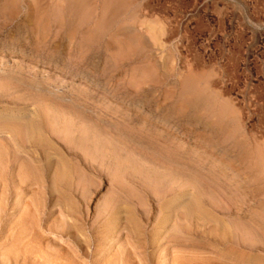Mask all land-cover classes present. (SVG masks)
Wrapping results in <instances>:
<instances>
[{
    "label": "rangeland",
    "instance_id": "rangeland-1",
    "mask_svg": "<svg viewBox=\"0 0 264 264\" xmlns=\"http://www.w3.org/2000/svg\"><path fill=\"white\" fill-rule=\"evenodd\" d=\"M183 1L0 0V264H264V0Z\"/></svg>",
    "mask_w": 264,
    "mask_h": 264
},
{
    "label": "bare ground",
    "instance_id": "bare-ground-1",
    "mask_svg": "<svg viewBox=\"0 0 264 264\" xmlns=\"http://www.w3.org/2000/svg\"><path fill=\"white\" fill-rule=\"evenodd\" d=\"M95 1V0H94ZM113 1V0H112ZM166 1V0H165ZM185 1V0H184ZM183 1V2H184ZM72 2V1H71ZM102 2V1H101ZM130 2V1H129ZM93 3V2H92ZM166 3V2H165ZM137 4V3H136ZM73 5V4H72ZM71 5V6H72ZM89 5V4H88ZM87 5V6H88ZM95 6V5H94ZM123 6V5H122ZM175 6V5H174ZM86 7V6H85ZM154 7V6H153ZM216 7V6H215ZM118 8V7H117ZM136 8V7H135ZM160 8V7H159ZM171 8V7H170ZM218 9V8H217ZM228 9V8H227ZM120 10V9H119ZM162 10V9H161ZM171 10V9H170ZM234 10V9H233ZM127 11V10H126ZM168 11V10H167ZM153 12H155V11H153ZM173 12V11H172ZM83 13V12H82ZM126 13V12H125ZM80 14V13H79ZM95 14V13H94ZM153 14V13H152ZM249 14V13H248ZM96 15V14H95ZM170 17V16H169ZM205 19V18H204ZM122 20V19H121ZM156 20V19H155ZM158 21H159V19H157ZM194 21V20H193ZM229 21V20H228ZM101 23V22H100ZM179 23V22H178ZM228 23V22H227ZM168 25V24H167ZM171 25V24H170ZM206 25V24H205ZM165 26V25H164ZM198 26V25H197ZM209 26V25H208ZM234 26V25H233ZM108 27V26H107ZM159 27V26H158ZM163 27V26H162ZM241 29V28H240ZM255 29V28H254ZM117 31V30H116ZM171 31V30H170ZM221 31V30H220ZM237 31V30H236ZM125 33V32H124ZM170 35V34H169ZM130 37V36H129ZM189 37H190V35H189ZM195 38V37H194ZM179 40V39H178ZM135 43V42H134ZM233 44V43H232ZM144 45V44H143ZM234 46V45H233ZM143 47V46H142ZM133 50V49H132ZM134 51V50H133ZM222 52V51H221ZM254 52V51H253ZM128 53V52H127ZM200 53V52H199ZM135 54V53H134ZM197 54V53H196ZM205 59V58H204ZM241 60V59H240ZM245 61V60H244ZM237 62V61H236ZM226 63V62H225ZM228 64V63H227ZM225 65V64H224ZM194 67V66H193ZM229 68V67H228ZM193 69V68H192ZM195 69H197V68H195ZM231 70H233V69H231ZM184 71V70H183ZM226 71V70H225ZM228 71H230V69L228 70ZM238 71V70H237ZM187 72V71H186ZM185 72V73H186ZM234 73V72H233ZM185 76H187V75H185ZM230 76H231V74H230ZM203 77V76H202ZM234 77H236V76H234ZM203 79V78H202ZM200 81V80H199ZM256 89H257V87H256ZM209 91V90H208ZM242 91H244V90H242ZM221 92V91H220ZM238 98V97H237ZM244 99V98H243ZM254 100V99H253ZM209 102V101H208ZM238 102V101H237ZM262 102V101H261ZM211 103V102H210ZM217 104H219V103H217ZM183 105V104H182ZM258 105V104H257ZM204 106V105H203ZM221 107V106H220ZM256 107V106H255ZM189 108V107H188ZM264 109V108H263ZM201 111V110H200ZM197 112V111H196ZM205 112V111H204ZM166 116V115H165ZM163 121V120H162ZM22 122V121H21ZM43 122V121H42ZM242 124V123H241ZM13 125V124H12ZM15 125V124H14ZM24 130V129H23ZM11 131V130H10ZM19 131V130H18ZM17 131V132H18ZM51 131H52V129H51ZM33 133V132H32ZM31 133V134H32ZM24 134V133H23ZM22 134V135H23ZM249 136H251V135H249ZM21 138V137H20ZM84 139V138H83ZM247 140V139H246ZM22 141V140H21ZM242 141V140H241ZM252 145V144H251ZM68 150V149H67ZM2 151V150H1ZM3 155V154H2ZM5 155V154H4ZM82 157V156H81ZM85 164V163H84ZM151 172V171H150ZM28 173V172H27ZM68 173H69V171H68ZM155 178V177H154ZM168 178V177H167ZM161 179V178H160ZM164 179V178H163ZM66 181V180H65ZM163 181V180H162ZM178 183V182H177ZM191 184V183H190ZM174 185V184H173ZM192 185V184H191ZM192 187H193V185H192ZM81 188V187H80ZM81 190V189H80ZM54 191V190H53ZM65 194V193H64ZM159 197V196H158ZM105 206V205H104ZM184 212V211H183ZM194 213V212H193ZM190 226V225H189ZM190 228H191V226H190ZM185 229H187V228H185ZM101 235V234H100ZM122 246V245H121ZM128 257V256H127ZM185 258H186V256H185ZM180 260V259H179ZM179 263V262H178ZM180 264V263H179Z\"/></svg>",
    "mask_w": 264,
    "mask_h": 264
}]
</instances>
